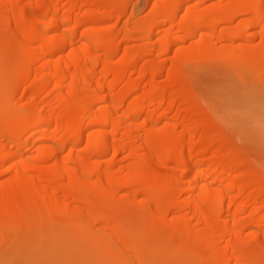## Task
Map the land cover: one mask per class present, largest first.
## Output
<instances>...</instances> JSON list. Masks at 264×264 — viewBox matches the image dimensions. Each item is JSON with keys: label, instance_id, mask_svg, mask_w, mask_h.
I'll list each match as a JSON object with an SVG mask.
<instances>
[{"label": "bare ground", "instance_id": "obj_1", "mask_svg": "<svg viewBox=\"0 0 264 264\" xmlns=\"http://www.w3.org/2000/svg\"><path fill=\"white\" fill-rule=\"evenodd\" d=\"M96 2L0 0V251L72 257L78 223L115 264H264V163L184 66L264 81V0H158L123 32Z\"/></svg>", "mask_w": 264, "mask_h": 264}, {"label": "rangeland", "instance_id": "obj_2", "mask_svg": "<svg viewBox=\"0 0 264 264\" xmlns=\"http://www.w3.org/2000/svg\"><path fill=\"white\" fill-rule=\"evenodd\" d=\"M157 1L113 0L112 4L109 0H97L93 10L96 14L100 13L102 16H100L101 19L95 20L96 22L100 20L98 25L100 27L112 25L116 27L118 25L117 29H123L121 30L123 32L127 26L132 25L131 22L134 18L146 19L154 14ZM123 4L127 5L126 10L128 11L124 16H121L122 18H118L116 16H118ZM106 14L108 17H106ZM141 42L136 41L134 44L140 45ZM172 54L174 56L175 53ZM172 54H170V59ZM184 66L189 73L192 85H194L193 88L200 96L211 100L210 103L219 111L218 115L221 118L222 125L229 130L231 137L235 138V141L241 147L248 152L250 151L249 154L257 157L258 162L260 161L263 164L264 81L251 83V76L248 73L242 75L238 72H232L226 62L217 58L209 61L188 60L184 63ZM166 74V72L158 74L157 80L159 83H165ZM122 155L124 157L125 154ZM122 155L119 157L121 158ZM131 191V187H125L123 193L130 194ZM73 226H77L76 230L81 232L79 235L80 244L85 247V250L82 251V248H78L72 257H69L67 249L53 243L57 240L54 235L38 253L29 252L24 247H21V250L19 247L4 248L3 251H0V264H53V261L58 258L59 260L55 264H88L87 259L89 257H91L89 261L95 264H115V259L109 253L104 252L100 255L95 253L91 246L90 237L78 227V223Z\"/></svg>", "mask_w": 264, "mask_h": 264}]
</instances>
